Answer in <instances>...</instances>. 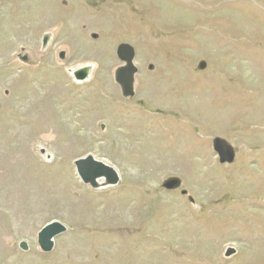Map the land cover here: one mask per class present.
<instances>
[{
    "label": "rangeland",
    "instance_id": "rangeland-1",
    "mask_svg": "<svg viewBox=\"0 0 264 264\" xmlns=\"http://www.w3.org/2000/svg\"><path fill=\"white\" fill-rule=\"evenodd\" d=\"M120 44L136 53L132 98L115 81ZM45 78L58 90L46 114L69 116L73 141L22 119ZM154 109L156 128L131 145L117 135L118 116L152 122ZM89 155L118 186L81 181L75 161ZM170 178L179 190L162 187ZM263 220L264 0H0V264H264ZM54 221L68 231L46 254L38 235Z\"/></svg>",
    "mask_w": 264,
    "mask_h": 264
},
{
    "label": "water",
    "instance_id": "water-1",
    "mask_svg": "<svg viewBox=\"0 0 264 264\" xmlns=\"http://www.w3.org/2000/svg\"><path fill=\"white\" fill-rule=\"evenodd\" d=\"M94 38H97L94 35ZM47 40L44 41V45ZM117 57L123 63L115 72V81L121 87L122 95L124 98H132L135 96V77L139 70L134 64L136 57L135 49L129 44H120L117 48ZM64 53L61 58H64ZM206 64L202 62L200 69L205 70ZM89 69L84 68L75 73L78 81H85L88 78ZM214 151L219 157V161L223 165H231L236 159V152L234 148L221 138H215L213 141ZM75 167L78 177L81 181L93 189L107 188L118 186L121 179L119 173L111 166L104 162L96 160L93 156L89 155L75 161ZM100 181H103L100 183ZM182 182L178 178H170L163 182L162 187L168 191L179 190ZM183 196H187V191H182ZM194 202L193 199H190ZM68 228L58 222L54 221L45 225L38 235V244L44 253H51L55 247V239L67 233ZM23 251H28L26 242L20 244ZM236 255L234 248H228L225 253L226 258H231Z\"/></svg>",
    "mask_w": 264,
    "mask_h": 264
},
{
    "label": "bare ground",
    "instance_id": "bare-ground-1",
    "mask_svg": "<svg viewBox=\"0 0 264 264\" xmlns=\"http://www.w3.org/2000/svg\"><path fill=\"white\" fill-rule=\"evenodd\" d=\"M60 14V13H59ZM47 16H49V17H51L50 16V14L48 15H46L45 17H44V15H43V17H42V23H40L41 25H44L45 23H43L46 19H48L47 18ZM60 19H58L59 21H58V23L60 22V21H63V18L60 16L59 17ZM50 23H52V22H49L48 24H50ZM55 24V22L54 23H52V25H54ZM43 27V26H42ZM45 27V26H44ZM66 35H67V33H66ZM68 41H70V40H68ZM5 47V46H4ZM95 56H101V53L99 54V53H97ZM86 57V56H85ZM34 62V61H33ZM87 63V62H86ZM45 64V63H44ZM84 64V63H83ZM92 64V63H91ZM84 65H86V64H84ZM95 65V64H94ZM97 66V65H96ZM96 66H94V67H96ZM34 67V66H33ZM75 67H76V65H75ZM91 66L90 65H87V66H80L79 68H73L72 70H71V72H72V74L73 73H75L78 69H83V68H90ZM61 68V67H60ZM96 69V68H95ZM91 74V73H90ZM47 79L45 78L44 80H39L38 81V83H37V89H35V93H34V96L33 97H35L34 99V101H32L29 105H28V107L27 108H25V111L23 112V117H22V119H23V121H26L27 123L29 122V120H35L36 121V123H35V128L37 127H40V128H42V124H46V121H47V119H49V120H51V121H48V123H50V128H52L53 129V131H54V133H55V135H59V136H65L66 138H71V140H72V138H73V136L75 135V132H76V127H67L68 126V124H67V121L69 120L70 121V117L69 116H67V118H61V115L62 114H59V115H57L56 114V112H54V110L56 111V108L55 109H53V111H52V109H51V111L49 112V114H50V118H49V115L48 114H46V112L48 111V110H46L45 108L47 107V106H49V108L52 106V99H53V97L54 96H56L55 94H57L58 93V90H55V89H53V90H49V92H48V89H50V88H48L47 86L49 85L48 84V80L46 81ZM36 81V80H35ZM89 81V80H88ZM30 82V81H29ZM95 82V81H94ZM96 84V83H95ZM34 86V85H33ZM59 86V85H58ZM34 88V87H33ZM60 88V91L62 92V87L60 86L59 87ZM27 89V88H26ZM102 89V88H101ZM33 91V90H32ZM31 93H33V92H31ZM25 95V94H24ZM23 95V96H24ZM104 95V94H103ZM101 96V95H100ZM108 96V95H107ZM103 97V96H102ZM109 97V96H108ZM101 98V97H100ZM24 99V98H23ZM111 99V98H110ZM96 100V99H95ZM101 102V101H100ZM167 102V105H168V107H173L172 109H170V111H174L175 109H177V110H181L182 111V109L180 108V107H178V105H176L175 104V102H172V101H166ZM102 103V102H101ZM108 103V102H107ZM99 105V104H98ZM153 105V104H152ZM152 105H148V106H146V107H148V108H152L151 106ZM155 105V104H154ZM166 105V104H165ZM154 107H157L156 105L154 106ZM67 108H65V110H66ZM116 110V109H115ZM140 110V109H139ZM138 110V111H139ZM145 110V109H144ZM58 111V110H57ZM135 111V110H134ZM133 111V112H134ZM143 111V110H142ZM148 111V110H147ZM168 111V110H167ZM65 112V111H64ZM149 112V111H148ZM156 112H157V109H154V111H151L150 113H149V117H150V120L152 121V122H149L148 120L146 121L145 120V122H147V123H145L144 122V119L143 118H134V119H124V118H122V117H120V116H118V118L115 120L116 121V123H118V125L120 126V127H122V130H120V131H118L117 132V135H119L120 136V138H122V137H127L129 140H128V142L130 143V144H128V145H131L132 143H134L135 141L134 140H136V139H138L139 137H140V133L144 130L143 128H145V127H147V124L148 123H150V126L151 127H154V128H156V123H155V119H156ZM58 113V112H57ZM65 113H67V112H65ZM144 113H145V111H144ZM182 113V115H184V112H181ZM124 114V113H123ZM122 114V115H123ZM126 114H128V113H126ZM130 114V113H129ZM146 114V113H145ZM15 115V114H14ZM73 114L71 113L70 114V116H72ZM121 115V116H122ZM34 116H36V118L35 119H33V117ZM64 116V115H63ZM129 116V115H128ZM130 116H132V115H130ZM143 116V115H142ZM16 117H18L17 115H16ZM15 117V118H16ZM110 117V116H109ZM124 117V116H123ZM134 117V116H133ZM182 117H184V116H182ZM32 118V119H31ZM61 118V119H60ZM68 119V120H67ZM110 119V118H109ZM181 119V118H180ZM107 120H108V118H107ZM110 120H112V119H110ZM33 122V121H32ZM115 123V122H114ZM116 123H115V126H116ZM52 124H54L55 126H53ZM146 124V125H145ZM85 125V124H84ZM145 125V126H144ZM77 127H81V125H78ZM68 128V129H67ZM154 128H152V130H154ZM26 129V128H25ZM65 129V130H64ZM172 128H169V130H171ZM86 130V129H85ZM169 130H167V131H169ZM38 133V132H37ZM48 133V132H47ZM48 135H49V137H50V134L48 133ZM60 138V137H59ZM119 138V137H118ZM23 140V139H22ZM70 140V139H69ZM70 140V141H71ZM69 141V142H70ZM73 141V140H72ZM24 142H25V140H24ZM24 142H22V145H24V144H26L27 143V141H26V143H24ZM126 143V142H125ZM122 145H124L123 143H122ZM138 145H140V144H138ZM120 146V145H119ZM127 146V145H126ZM134 146V145H133ZM122 147V146H121ZM129 148H132L131 146L129 147ZM15 155H18V154H16L15 152H12V153H8V154H6L5 156H9V157H13V156H15ZM4 157V156H3ZM142 159V158H141ZM59 177V176H58ZM57 177V178H58ZM64 178V177H63ZM61 179V178H60ZM59 179V180H60ZM54 180V179H53ZM55 181V183H56V180H54ZM62 181V180H61ZM61 181H59V183L61 182ZM65 181V180H64ZM58 182V181H57ZM66 183V185H69L67 182H65ZM70 183V182H69ZM63 184V183H62ZM54 185V184H53ZM61 185V184H60ZM55 187V186H54ZM67 187V186H66ZM53 188V187H52ZM56 188H58V187H56ZM60 188V187H59ZM49 189V188H48ZM66 189H68V187L66 188ZM53 191V190H52ZM56 191V190H55ZM65 191V190H64ZM41 193V192H40ZM49 193V192H48ZM63 194V193H62ZM237 194V193H236ZM42 195V194H41ZM252 195V194H251ZM59 197V196H58ZM243 198H245V196H240V195H236V197H235V200L237 201V202H239V201H241ZM48 199V198H47ZM49 201H51V200H49ZM249 201H251L250 202V204L251 203H253V201L254 200H249V199H244V203H248ZM56 202V201H55ZM255 202V201H254ZM53 204H55V203H53ZM254 204V203H253ZM250 213H253V212H250ZM227 216H229V215H227ZM232 216H234V217H237L238 216V214L237 213H233L232 214ZM239 217H241V215L239 216ZM264 220L261 222V227H263L264 226ZM259 232V231H258Z\"/></svg>",
    "mask_w": 264,
    "mask_h": 264
}]
</instances>
